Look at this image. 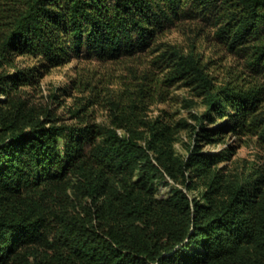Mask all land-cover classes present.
<instances>
[{
    "label": "trees",
    "instance_id": "16d2710c",
    "mask_svg": "<svg viewBox=\"0 0 264 264\" xmlns=\"http://www.w3.org/2000/svg\"><path fill=\"white\" fill-rule=\"evenodd\" d=\"M183 22L207 24L233 60L221 80L193 42L161 40ZM140 55L141 72L102 89L104 122L31 98L71 60ZM174 83L203 109L149 116ZM248 143L263 154L233 159ZM0 264H264V0H0Z\"/></svg>",
    "mask_w": 264,
    "mask_h": 264
},
{
    "label": "rangeland",
    "instance_id": "374dc122",
    "mask_svg": "<svg viewBox=\"0 0 264 264\" xmlns=\"http://www.w3.org/2000/svg\"><path fill=\"white\" fill-rule=\"evenodd\" d=\"M161 40L182 47H188L187 45L190 41L193 42L196 49L201 51L205 58L212 60V74L216 75L218 80L223 78L224 74L222 71H226V67L233 64V60L229 56L224 58V53L215 46V42L211 37V29L207 24L183 22L167 31ZM148 58L149 56L140 55L138 57L106 62L71 60L67 64L51 69L43 75L39 85L31 90V98L35 103L48 107L56 114L62 116L67 122H72L67 109H74V107L82 106L85 103L81 114L96 123L104 122L107 119L104 90H102L104 86L108 85V82H113L112 85L108 86H117L121 80L127 79L131 72L136 74L141 72ZM158 75L160 76L161 74L158 73ZM85 77L90 78L95 86L91 96L88 94L89 90L84 87L80 92L74 90L70 92V96L61 97L59 105L50 98V93L56 87L65 85L68 79L78 80ZM165 97L163 102H155L149 106V116H156L160 113V110H165L172 114L171 119L173 120L184 118L190 121L189 114L203 109L200 105V100L190 95V91L185 87L179 86L178 83L166 87ZM90 100L92 103H90ZM187 104L189 106H186ZM225 134L223 140H219L216 144H206L203 150L217 151L223 148L226 143H231L234 137L229 133ZM189 141V130H180L173 146L179 153L184 154L185 145ZM261 154L263 152L257 146L248 143L247 145L239 146L232 158L251 160ZM165 181L172 184L168 178L159 181L157 185V194L159 196H165L169 189V184H166ZM198 190L193 189L189 194L195 195Z\"/></svg>",
    "mask_w": 264,
    "mask_h": 264
}]
</instances>
